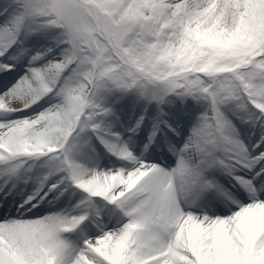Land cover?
Wrapping results in <instances>:
<instances>
[{"label":"rangeland","instance_id":"rangeland-1","mask_svg":"<svg viewBox=\"0 0 264 264\" xmlns=\"http://www.w3.org/2000/svg\"><path fill=\"white\" fill-rule=\"evenodd\" d=\"M218 2L210 3L207 12L165 29L177 11L174 0H0V66L14 72L19 68L20 72L10 87L8 77L0 80V100H7L0 106L2 174L15 165L35 175L36 168L42 166L43 176L35 178H52L50 191L56 189L55 184L76 191L74 216L82 217V205L90 204L96 211L101 207L106 215L114 210L123 214L125 219L120 222L135 227L140 210L146 206L140 201L148 202L151 195L140 192L134 196V174L124 191H120V180L136 168L141 172L161 170L164 186L184 195L182 219L187 239L199 243L192 230L202 214L193 205L205 191L206 180L214 177L208 173L210 163L225 162L223 165L232 171L235 164L247 165L248 145L253 151L252 164L264 165V42L262 38L252 42L264 21V2ZM127 16L135 20L134 29L119 26V20ZM51 34L60 37L42 45ZM58 46L66 51L60 52ZM12 60H19V64ZM146 89L155 95L148 101L143 96ZM162 89L166 94L158 93ZM130 104L137 112L135 117L129 112L130 119L124 125H128L130 135L138 134L149 117L152 124L146 123V132L164 130L175 137L178 133L188 137L187 144L167 148L175 160L167 169L140 162L128 139L117 143L121 136L118 126ZM39 118L44 119L39 122ZM18 120L23 122L18 126L23 130L9 139L7 123ZM177 121L188 125L185 131L173 127ZM101 144L107 154L104 159L108 154L113 156V160H103L110 164L108 168L98 167L92 157V147ZM176 148L181 153L176 154ZM229 150L239 157H229ZM139 151L154 158L147 144ZM214 151L223 159L207 157ZM194 154L201 156L205 169L199 170L191 161ZM112 161L135 164L127 170ZM226 175L232 178V174ZM243 209L233 215L243 213ZM50 219L51 224L63 221ZM263 219L260 216L252 222L257 224L255 228L249 218L240 220L232 235L224 234L225 244L215 238V250L209 257L215 264L226 262L222 253L237 238H247L245 234L264 228ZM95 221H91L94 227ZM80 236L82 233L70 239L55 233L46 242L50 252L43 253V259L51 264H82L78 258L83 255L89 264H114L90 250L78 252L84 241ZM84 244L83 250H88L90 246ZM186 250L185 245L175 250L173 264H186L179 262L180 256L192 259ZM246 255L243 251L242 259ZM232 263L245 264L240 260ZM253 264H264V260Z\"/></svg>","mask_w":264,"mask_h":264},{"label":"bare ground","instance_id":"bare-ground-1","mask_svg":"<svg viewBox=\"0 0 264 264\" xmlns=\"http://www.w3.org/2000/svg\"><path fill=\"white\" fill-rule=\"evenodd\" d=\"M213 1L216 0H174L177 11L172 19L168 21L167 25L165 24V29H172L180 25V23H185L187 20L189 21L198 12H207L210 8V3ZM220 1L221 2H218L219 4L217 3L218 5L227 2V0ZM254 1L264 2V0ZM167 26H169V28H167ZM54 37L59 38L60 36L51 34L46 39H43L41 44L48 45L53 43ZM260 38H262L264 42V21H262V25L252 37V42H256L260 40ZM55 45L58 44L56 43ZM58 49L60 52L66 51L63 46H58ZM12 61L17 65L19 64V60ZM53 67V63L49 64L50 70H52ZM1 71L2 69L0 70V74ZM6 101L0 100V106H3ZM43 119L44 118H39L38 121L41 122ZM20 123L23 122L18 120L7 123L9 139L13 137L16 138L19 133L22 132L23 129L18 127ZM176 126L179 129L182 128V130L188 127L186 123H180L179 121L176 122ZM192 160L196 165L200 166L202 169L204 168L203 161L200 157H194ZM7 163L12 164L11 161ZM215 166L216 171H222V169H219L221 168L220 164L217 163ZM12 168L16 171L15 165H13ZM42 168V166L37 167L34 176L42 175L40 174L43 170ZM212 169L215 168L213 167ZM212 169L210 168V171ZM46 171L49 170L46 169L45 172ZM223 171H227L226 167L223 168ZM242 171L245 172V170ZM133 174L135 178L134 188L132 189L134 196H137L140 192L151 195L148 202H146V199L140 201L146 203V206L139 212L137 218L138 225L133 227V225L130 224V227H126L124 223L121 224L117 222L110 228L111 232L108 233V237L106 235L93 240L89 243L90 248L88 250L82 249L81 252L90 250L95 254H100L103 257L109 258V261L114 264H143L145 262L148 264H173L177 259L175 250L185 245L187 247V256L192 259L180 256L178 257L179 262L184 260L186 264H215L214 259L210 258L209 254L211 250H215L216 237L222 239L225 244L224 234L228 232L232 235L240 220L249 218L248 222L255 228L257 224L252 222L260 216L264 218V214L262 213L264 204L257 202L255 199L256 203L259 204L258 210L244 209L243 213L234 216L231 213L234 211V209H232L223 214L227 216L226 218L217 221L202 216L196 220L195 227H193L192 230V233H195V237L199 240V243L189 242L187 239L188 233L185 231L186 222L182 219L184 215V195L176 192L175 189L164 186L161 170H143L141 172L139 168L128 171L126 176L123 175V178L120 180V191L128 189L127 181L129 178L133 177ZM245 175L246 174L241 173L236 176V179L240 183L242 182L245 184L247 181ZM8 177L13 179L12 176ZM261 180H264V173L261 176ZM235 184V182H230L228 186L235 187ZM51 185V182H49L47 187ZM252 193L253 192H251V194ZM209 195L210 194L207 196ZM255 204L254 207H256ZM32 217L33 216H29L27 221L20 220L9 224H0V264H51L50 261L42 257L43 253L48 254L50 252V247L46 242L51 240L55 233L70 232L69 229L74 227L73 224L75 222V219L72 221L66 220L56 225L48 226L45 225L44 221ZM82 217H77V222L80 221ZM112 217V224L115 220L119 221L120 219L116 213H114ZM73 218H75V216ZM107 218L108 217L101 212L98 219L100 223H106L105 220ZM123 218L125 219V217ZM103 227L108 226L104 225ZM245 235L247 238H237L236 243L231 248L227 249L224 254L222 253V255L225 256L223 259H226V262L222 261L221 264H230L231 261L238 260L241 262L243 261L245 264H253L256 260H259V262L264 260V228H260V230L253 235L248 236V233ZM248 239L250 242L247 241ZM102 240L106 243L104 245L98 244ZM240 241L243 242L241 243ZM248 243L251 245H247ZM243 251H246L247 255L242 259L241 254ZM113 252H115V254H113ZM79 259L82 260V264L90 263L86 256L81 255L78 260Z\"/></svg>","mask_w":264,"mask_h":264},{"label":"water","instance_id":"water-1","mask_svg":"<svg viewBox=\"0 0 264 264\" xmlns=\"http://www.w3.org/2000/svg\"><path fill=\"white\" fill-rule=\"evenodd\" d=\"M119 26L134 29L136 27V22L131 16H127L120 19Z\"/></svg>","mask_w":264,"mask_h":264}]
</instances>
